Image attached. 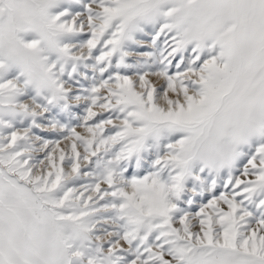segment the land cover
<instances>
[{"label":"snow or ice","instance_id":"obj_1","mask_svg":"<svg viewBox=\"0 0 264 264\" xmlns=\"http://www.w3.org/2000/svg\"><path fill=\"white\" fill-rule=\"evenodd\" d=\"M0 264H264V0H0Z\"/></svg>","mask_w":264,"mask_h":264}]
</instances>
